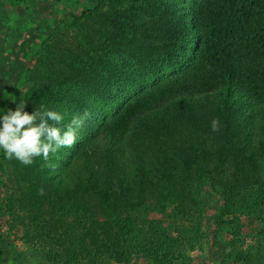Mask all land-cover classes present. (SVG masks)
<instances>
[{
	"label": "trees",
	"instance_id": "16d2710c",
	"mask_svg": "<svg viewBox=\"0 0 264 264\" xmlns=\"http://www.w3.org/2000/svg\"><path fill=\"white\" fill-rule=\"evenodd\" d=\"M161 1L163 21L156 19L164 39L137 28V38L122 33L111 8L99 40L91 28L74 34V48L61 52L62 61L78 59V67L58 79L66 89L48 94L57 106L47 109L62 113L64 124L90 113L70 151L25 166L0 150V171L13 167L29 183L27 189L12 183L0 216L43 264H127L134 254L150 264H189L181 256L209 223L212 240L228 228L225 216L243 193L257 189L264 206V0H197L173 8ZM92 2L72 21L102 14L104 3ZM37 12L29 10L21 23L39 20ZM15 82L14 73L0 70V115ZM204 134L212 136L214 157L203 147ZM200 155L231 169L227 182L216 181L222 207L213 218L201 197L213 179L193 169ZM134 191L155 202L143 215L124 208ZM3 240L0 261L8 252Z\"/></svg>",
	"mask_w": 264,
	"mask_h": 264
},
{
	"label": "rangeland",
	"instance_id": "374dc122",
	"mask_svg": "<svg viewBox=\"0 0 264 264\" xmlns=\"http://www.w3.org/2000/svg\"><path fill=\"white\" fill-rule=\"evenodd\" d=\"M92 1L96 0H0V47H5V51L0 52V70L16 75L10 106L0 117L8 109L15 110L16 104L22 102L26 103L25 110L29 113L41 105L46 109L50 106L56 107L53 98L48 100V94L55 89H66L65 84L62 85V81L58 79L70 77L78 67V59L74 63L69 59L62 61L61 52H69V49L74 48V34L90 32L91 28L98 30L94 35L99 40V35H102L105 29L106 14L111 8H114L113 13L117 20L122 21L119 29L122 33L137 38L134 35V29L137 28L139 31L152 32L155 39H164L156 19L160 18V6L163 4L161 0H98V3L105 5L102 14L80 17L79 24L72 21L71 16L78 15L84 8L92 7L95 4ZM168 1L170 8H173V4L192 3L197 0ZM32 9L38 11L40 19L34 23H21V18H27L28 11ZM161 20L163 21V18ZM58 23L61 24L57 27ZM16 26L18 30L15 34L13 32L14 36L10 35ZM80 38L81 36L78 39ZM47 44H51L52 48L45 51L43 47ZM76 52L74 49V52L70 53ZM41 94L47 97L41 98ZM203 137V147L209 149L214 157L212 136L204 134ZM64 150L70 151L67 147ZM61 155L68 158L67 152ZM204 157L200 155V164L194 165L193 169L199 167L202 171L198 172H208L209 178L213 179V182H208L207 187L201 191V197L210 209L208 217L213 218L222 207V201L218 199L216 181L227 182L231 169L227 163L216 164L214 158L205 162ZM4 168L5 170L0 171V199L6 195L13 182L23 189L29 187L27 181L18 179L19 171H14L13 167L9 166ZM136 192L131 193L128 200L124 197V208L143 215L155 202L143 200ZM257 194V189L243 193L232 206L231 214L225 216L229 221L228 228L220 229L216 232V239L212 240L210 235L214 225L209 223V230H203L205 235L199 238L193 250L181 257H188L189 264H264V206L257 204ZM3 215L2 213L0 216V236L4 238L2 244L7 245L8 252L0 264H43L22 241L13 238V231L7 227V216ZM131 257L127 264H150L144 255L134 254Z\"/></svg>",
	"mask_w": 264,
	"mask_h": 264
},
{
	"label": "clouds",
	"instance_id": "9594fccd",
	"mask_svg": "<svg viewBox=\"0 0 264 264\" xmlns=\"http://www.w3.org/2000/svg\"><path fill=\"white\" fill-rule=\"evenodd\" d=\"M25 107V102L16 104L15 110L8 109L0 117V150L6 159H15L25 166H31L39 157L47 161L61 148H71L79 130L90 118V113L85 111L64 124L62 113L48 110L43 105L29 113ZM219 130V120L213 119L212 131Z\"/></svg>",
	"mask_w": 264,
	"mask_h": 264
}]
</instances>
